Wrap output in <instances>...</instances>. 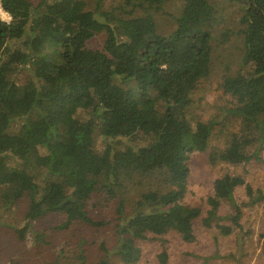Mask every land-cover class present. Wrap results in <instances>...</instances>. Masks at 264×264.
Wrapping results in <instances>:
<instances>
[{
	"label": "trees",
	"instance_id": "trees-1",
	"mask_svg": "<svg viewBox=\"0 0 264 264\" xmlns=\"http://www.w3.org/2000/svg\"><path fill=\"white\" fill-rule=\"evenodd\" d=\"M165 1L131 0L130 8L109 10L102 8L103 0H95L93 9L76 1L58 20L54 9L60 0L38 5L0 0L10 16L0 18L1 208L12 210L25 199V228L42 240L32 225L49 213L64 215L63 228L104 224L86 209L90 197L103 192L116 201L117 239L112 248L101 244L98 264H108L111 254L124 264L136 263L137 241L148 233L174 230L192 241L193 222L201 215L181 200L190 156L206 151L218 122L191 123L187 112L197 83L210 73L220 10L214 0H179L175 28L162 34L154 14ZM229 2L241 8L242 64L222 88L234 100L225 110L238 130L210 159L237 166L261 160L264 146V0ZM98 33L105 34L102 48H87ZM231 34L226 28L217 36L223 43ZM20 67L26 79L18 83L14 73ZM96 130L106 139L100 152L94 150ZM141 137L146 143L137 145ZM151 174L162 175L163 185L139 190L127 214L125 184ZM242 185L249 203L262 199L244 177L219 176L204 226H211L222 201L232 206V224L239 226L234 190ZM25 228L19 229L21 237ZM218 228L224 235L232 232L228 225Z\"/></svg>",
	"mask_w": 264,
	"mask_h": 264
},
{
	"label": "rangeland",
	"instance_id": "rangeland-1",
	"mask_svg": "<svg viewBox=\"0 0 264 264\" xmlns=\"http://www.w3.org/2000/svg\"><path fill=\"white\" fill-rule=\"evenodd\" d=\"M38 5L45 0H30ZM82 1L85 9H93L95 0H60V6L54 9L58 20L72 2ZM220 10L219 24L213 34V51L209 75L201 79L191 94L192 103L188 108L187 117L191 123L196 121H215L214 133L209 146L204 152H194L189 160V176L187 191L182 202L198 207L201 215L193 222L195 238L184 241L180 234L170 230L164 234L148 233L145 239L137 241L140 248L139 260L134 264H264L263 234H264V146L261 149V160H251L242 165H229L220 161H211L213 150L223 148L230 133L238 130L236 121L228 117L225 109L234 102L233 98L224 93L222 83L225 77L235 75L242 64V35L238 32L243 28L239 22L241 8L229 0H214ZM50 3L51 0H46ZM119 5L131 7V0H103L104 10L113 9ZM182 3L179 0H167L162 10L154 14L157 30L167 34L175 28V18L181 12ZM44 8V6H42ZM0 18L5 20L0 12ZM232 34L225 42L217 36L224 29ZM105 40L104 33H98L87 41V48L101 49ZM14 79L24 82L26 71L20 67L14 73ZM152 94V92H151ZM153 96V94H152ZM84 118L85 114L77 115ZM18 127L13 128L15 130ZM11 129V131H13ZM106 139L98 130L94 133V150L100 152ZM126 142H124L125 144ZM137 145L146 143L145 138L135 139ZM224 174L244 177L256 196L261 192L262 199L249 203L245 186L234 190V198L240 205L241 215L239 226L232 224L233 208L222 201L217 217L211 226L203 225V218L209 209L208 197L212 194L216 178ZM163 185L160 174L146 175L133 182L126 183L127 198L125 211L133 209L136 194L139 190L152 189ZM126 189V188H125ZM4 190V189H3ZM1 194V192H0ZM1 200V199H0ZM23 199L12 210H3L0 201V264H98L103 251L101 244L112 248L116 244V201L109 199L101 191L95 192L87 201V211L94 221L104 222L99 226L84 222H75L63 228L64 215L49 213L32 225L34 231L42 233V240L36 239L30 227L24 225ZM219 225L232 227V232L224 235ZM25 228L21 237L19 229ZM163 255L161 259L159 256ZM108 264H124L111 254Z\"/></svg>",
	"mask_w": 264,
	"mask_h": 264
},
{
	"label": "built area",
	"instance_id": "built-area-1",
	"mask_svg": "<svg viewBox=\"0 0 264 264\" xmlns=\"http://www.w3.org/2000/svg\"><path fill=\"white\" fill-rule=\"evenodd\" d=\"M0 12H1L2 16L5 18V21H9V20H10V16H9V14H8L7 12H5V11L1 8V6H0Z\"/></svg>",
	"mask_w": 264,
	"mask_h": 264
}]
</instances>
